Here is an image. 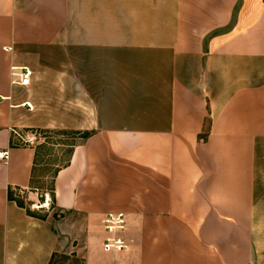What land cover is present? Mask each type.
I'll use <instances>...</instances> for the list:
<instances>
[{"label": "crops", "instance_id": "crops-1", "mask_svg": "<svg viewBox=\"0 0 264 264\" xmlns=\"http://www.w3.org/2000/svg\"><path fill=\"white\" fill-rule=\"evenodd\" d=\"M54 129L91 136L50 211L33 133ZM4 152L0 264H98L110 212L111 264H264V0H0Z\"/></svg>", "mask_w": 264, "mask_h": 264}, {"label": "rangeland", "instance_id": "rangeland-1", "mask_svg": "<svg viewBox=\"0 0 264 264\" xmlns=\"http://www.w3.org/2000/svg\"><path fill=\"white\" fill-rule=\"evenodd\" d=\"M91 136V132L89 131H80L79 129H54V130H41L38 131L35 135L36 139H34V147L37 149V160H36V168L34 172V183L33 187L35 193H38L40 196V201L43 200V197L49 196L50 197V211L56 209L55 206V194H54V179L59 171L66 168L70 165L71 158L74 154L75 149L80 145V143L87 140L89 137L86 135ZM34 137V138H35ZM14 144L17 146H24L27 143L17 137L14 141ZM20 201L23 205L26 204L28 207V198L25 199L21 195L18 194L16 198ZM30 203V202H29ZM113 213V212H110ZM34 214L42 217L45 215L44 213H37L35 211ZM55 214V213H54ZM109 214V213H107ZM105 214V216L107 215ZM123 214V213H117ZM59 214H55V219L60 220L62 217H58ZM126 220V228L123 232L117 235L118 238L125 241L124 249H115L111 250V252L106 251L105 249V241L108 238L102 222V230H103V242L100 245V251L95 253L97 257L98 264H111V261L106 254H113L116 255L118 253L124 252L128 248V243L126 240V232H127V216L123 214ZM104 216V218H105ZM103 218V220H104ZM77 240L74 241V248H77ZM108 245V244H107ZM50 264H89L88 260L80 257L77 250L69 249L64 250V252H58L54 254L52 258V262Z\"/></svg>", "mask_w": 264, "mask_h": 264}, {"label": "built area", "instance_id": "built-area-1", "mask_svg": "<svg viewBox=\"0 0 264 264\" xmlns=\"http://www.w3.org/2000/svg\"><path fill=\"white\" fill-rule=\"evenodd\" d=\"M6 51L12 50L11 48H6ZM20 73L16 74L19 78L18 84L24 87H28L31 84V79L33 76V72L28 68H23L18 70ZM27 107L32 109V107L28 104ZM9 159L8 152L0 153V161L6 162ZM103 222L104 230L108 236L105 241V249L108 252L115 249H124L125 241L118 238L117 235L123 232L126 228V220L123 214L117 213H109L105 216ZM108 244V245H107Z\"/></svg>", "mask_w": 264, "mask_h": 264}, {"label": "trees", "instance_id": "trees-1", "mask_svg": "<svg viewBox=\"0 0 264 264\" xmlns=\"http://www.w3.org/2000/svg\"><path fill=\"white\" fill-rule=\"evenodd\" d=\"M90 135L88 134V135H86V137H89ZM10 198H12V199H14V197H13V195L12 194H10ZM16 199V198H15ZM16 201H17V203H18V205H20L21 207H23L24 205L20 202V201H18L17 199H16ZM28 213H30L31 214V212H28Z\"/></svg>", "mask_w": 264, "mask_h": 264}]
</instances>
